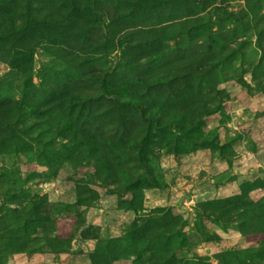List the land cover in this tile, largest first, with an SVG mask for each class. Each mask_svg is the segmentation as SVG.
I'll return each instance as SVG.
<instances>
[{"label":"rangeland","instance_id":"rangeland-1","mask_svg":"<svg viewBox=\"0 0 264 264\" xmlns=\"http://www.w3.org/2000/svg\"><path fill=\"white\" fill-rule=\"evenodd\" d=\"M0 264H264V0H0Z\"/></svg>","mask_w":264,"mask_h":264}]
</instances>
